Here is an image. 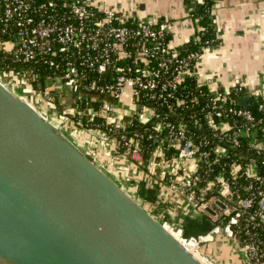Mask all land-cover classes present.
<instances>
[{
	"label": "built area",
	"instance_id": "built-area-1",
	"mask_svg": "<svg viewBox=\"0 0 264 264\" xmlns=\"http://www.w3.org/2000/svg\"><path fill=\"white\" fill-rule=\"evenodd\" d=\"M174 28L136 21L116 2L0 0V81L131 192L127 168L162 186L153 210L206 263L220 264L207 248L219 236L242 254L238 264H264V72L224 77L217 36L202 39L207 29L195 25L174 45ZM179 200L206 232L185 234L160 211L169 203L183 215Z\"/></svg>",
	"mask_w": 264,
	"mask_h": 264
},
{
	"label": "water",
	"instance_id": "water-1",
	"mask_svg": "<svg viewBox=\"0 0 264 264\" xmlns=\"http://www.w3.org/2000/svg\"><path fill=\"white\" fill-rule=\"evenodd\" d=\"M142 202L0 81V264H209Z\"/></svg>",
	"mask_w": 264,
	"mask_h": 264
},
{
	"label": "crops",
	"instance_id": "crops-1",
	"mask_svg": "<svg viewBox=\"0 0 264 264\" xmlns=\"http://www.w3.org/2000/svg\"><path fill=\"white\" fill-rule=\"evenodd\" d=\"M105 3H117L119 8L128 13L136 21L148 20L150 17L167 18L175 25L170 40L174 45H179L187 40L195 27L193 12L197 4L202 0H103ZM213 27L216 36L221 42L217 50L219 62L213 63L219 66L223 76L228 70L236 71L250 78H263L264 72V0H219L211 5ZM149 205V204H148ZM170 206V218L177 222L186 234H198L208 230L209 223L203 217L205 223L195 218H189L185 214L173 219V213L178 210ZM175 222V223H176ZM209 250V245L207 246ZM217 253L214 255L219 263L221 254L233 251L236 254L233 259L228 258V263H233L234 258L243 262L242 254L236 252V248L226 244L215 245ZM235 249V250H234ZM219 257V258H218ZM242 258V259H241Z\"/></svg>",
	"mask_w": 264,
	"mask_h": 264
},
{
	"label": "rangeland",
	"instance_id": "rangeland-1",
	"mask_svg": "<svg viewBox=\"0 0 264 264\" xmlns=\"http://www.w3.org/2000/svg\"><path fill=\"white\" fill-rule=\"evenodd\" d=\"M199 27V26H198ZM22 99L24 100V101H26L27 103H29V105H31V106H33V107H35V108H37L38 109V107H36V104L32 101V100H30L28 97H27V95L25 96V97H22ZM62 100L63 99H60V102L62 103ZM119 103H121V104H123L124 106H130L129 105V92L127 91V92H125L124 94H123V96L119 99ZM53 117L56 119V117H55V115H53ZM77 137V136H76ZM99 158L103 161V158L102 157H100L99 156ZM129 166V165H128ZM123 173V174H122ZM137 175L138 174H135L134 172H129V168H127L126 169V171H124V172H120V176H121V180L123 181V182H127V183H130V182H132L133 183V186H134V188H137V189H139L141 186H142V184L145 186L143 189L144 190H147V191H151V190H153V193H154V196L156 197V194L157 195H160V190H162V186H160V185H158L159 186V188H152L154 185H157V183H155V181H151L150 182V180L148 181V182H144V183H142L140 180H139V178L137 177ZM130 181V182H129ZM136 194H138V191L135 189V191H134ZM135 193H133L132 192V194H134V196L136 197V195H135ZM142 197V196H141ZM137 198V197H136ZM143 198V197H142ZM169 202V201H168ZM142 204H144L143 202H142ZM145 205L147 206V207H149L151 210L156 206V205H154V207L152 208V205H148L147 203H145ZM178 205L180 206V208H181V210H182V212L187 216V217H189V218H195V219H197L198 221H200V222H204L205 223V221L204 220H202V218H200L199 216H197L195 213H193L192 212V209L191 208H189L188 206H186V204L184 203V202H182L181 200H179V202H178ZM160 211L161 210H163L164 212H167L168 214L167 215H169L170 216V206H169V203H167V204H165L164 205V207L163 206H161L160 205ZM156 208V207H155ZM178 212H177V214L175 215V212L173 213V219L175 220L176 219V217H178ZM157 216H158V218H159V220L161 219V217H160V215L159 214H157ZM176 222V221H175ZM206 222H208V221H206ZM176 224H177V222H176ZM221 245V244H223V245H227L228 247H232V245H231V242L229 241V240H227L226 238H224V237H217L216 238V240L214 241V242H211V243H209L208 245H209V253H211L212 255H216V254H218L217 253V251H216V249H213V247L215 246V245ZM234 248V247H233ZM235 250V249H234ZM219 255V254H218ZM224 255V256H223ZM236 254H234V252L232 251L231 252V255H229L228 253H224V254H221V256H223V258H219V261H221V263L220 264H230V262L228 263V258H230V259H233V257L235 256ZM233 256V257H232ZM216 258V257H215ZM238 258H234V261H233V263L232 264H238L239 262H238V260H237Z\"/></svg>",
	"mask_w": 264,
	"mask_h": 264
},
{
	"label": "trees",
	"instance_id": "trees-1",
	"mask_svg": "<svg viewBox=\"0 0 264 264\" xmlns=\"http://www.w3.org/2000/svg\"><path fill=\"white\" fill-rule=\"evenodd\" d=\"M213 2L211 0H205L201 4H197L194 10V14L201 16V18L195 22L196 27L198 26H204L206 28L207 32L204 33V35L201 37L202 39L205 37H215L216 32L213 27V17L211 15V5ZM191 48L195 47L193 44L190 46ZM145 171V169H144ZM138 194L143 197L144 200H146L147 204L152 205V208L156 204L155 201L158 200V197L154 196L153 190L147 191L144 190L143 187H140L137 189ZM157 207V205L155 206ZM155 207L153 209H155ZM186 234V233H185Z\"/></svg>",
	"mask_w": 264,
	"mask_h": 264
}]
</instances>
